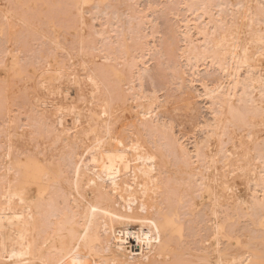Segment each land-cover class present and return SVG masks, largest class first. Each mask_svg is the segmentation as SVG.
<instances>
[{
  "label": "bare ground",
  "instance_id": "6f19581e",
  "mask_svg": "<svg viewBox=\"0 0 264 264\" xmlns=\"http://www.w3.org/2000/svg\"><path fill=\"white\" fill-rule=\"evenodd\" d=\"M141 1L0 0V264H264V0Z\"/></svg>",
  "mask_w": 264,
  "mask_h": 264
},
{
  "label": "rangeland",
  "instance_id": "374dc122",
  "mask_svg": "<svg viewBox=\"0 0 264 264\" xmlns=\"http://www.w3.org/2000/svg\"><path fill=\"white\" fill-rule=\"evenodd\" d=\"M152 1H153V2H154V1L157 2L156 4L159 3V4L161 5V4L163 3V5L167 4L168 6H171V5H169V4H171V2H172V6L175 5V7H176L177 4H174V3H175V2H177V3L179 2V1H175V0H174V1H173V0H170V1L167 0V2H166V0H152ZM158 1H159V2H158ZM141 2H142V1H141ZM141 2H139V3H141ZM144 2H145V0H143V2H142L141 4H143ZM168 2H169V3H168ZM173 2H174V3H173ZM139 3H138V4H139ZM145 3H146V2H145ZM136 4H137V3H136ZM167 5H166L165 7H167ZM141 6H143V5H141ZM144 6H145V5H144ZM158 6H159V5H158ZM172 6H171V7H172ZM159 7H160V6H159ZM173 7H174V6H173ZM58 13H59V15H57ZM62 13H63L62 11H61V12L58 11V12H56V14H55V16L57 15V16H56L57 18H56L55 16H53V17H55L56 19H59V21H60L61 18H58V16H59V17H60V16H63ZM160 13H161V12H160ZM158 15H160V14H158ZM158 15L155 16V19H156L157 22H160V23H161V26H162V25L164 26V27H161V28H163V30H164L165 27H167L166 24L164 25V23H167V20H163V19H162V18L164 17V16H163V13H162V16H163L162 18L160 17L161 15H160V16H158ZM164 18H165V17H164ZM159 19H160V20H159ZM158 20H159V21H158ZM161 20H162L164 23H162ZM123 21H124V20H123ZM165 21H166V22H165ZM125 22H127V21H125ZM168 22H170V21L168 20ZM96 23H97V22H96ZM96 23H95V24H96ZM160 23L158 24L159 26H160ZM171 23L173 24V21H172V20H171V22H170V25H171ZM97 24H98V23H97ZM168 25H169V23H168ZM169 28L172 29L171 26H169ZM34 40H35V38H34ZM34 40H33V39L30 40V41H33V43H31L30 41H29V42L27 41L26 45L28 44L29 46H28V45H27V46L25 45V47H24V50H26L25 48L29 47V48H27V50L25 51V52L27 53V54L25 53V54L27 55V58H24V60H25L24 62H26V61H27V63L30 62V61H28V60H30L28 57L31 58V56H32V58H31V61H32L33 57H34L36 54H38V52L40 51V49L42 50V47H41L40 45H37V44H36V41H34ZM29 43H31V46H30ZM34 46H36V48H37L38 46H39V47L36 49ZM28 49H30V50H31V49H32V50L35 49L34 51H36V52L32 51V53H30L31 51L29 52ZM38 49H39V50H38ZM27 51H28V52H27ZM35 53H36V54H35ZM28 54H31V55H28ZM33 55H34V56H33ZM23 57H24V56H23ZM25 57H26V56H25ZM27 59H28V60H27ZM33 61H34V63H36L37 59H35V57H34ZM33 61H32L31 63H33ZM150 63H151V62H150ZM150 63H149V65L151 66L152 63H151V64H150ZM36 64L38 65V63H36ZM153 72L155 73V71H152V73H153ZM154 73H153V74H154ZM155 74H156V73H155ZM155 74H154V76H155ZM159 74H160V73H157L156 75H158V77H159ZM162 76H163V74H162ZM162 76H160L158 79L155 78L156 76L154 77L155 79H153V81H154V80L157 81V82L154 81V82L156 83L157 86H158L157 83H160L159 81L162 80ZM163 78H164V77H163ZM165 78H166L165 80H162V81H164V83H165L166 80H168L167 77H165ZM158 80H159V81H158ZM162 81H161V83H162ZM154 82H153V83H154ZM167 82H168V81H166L165 85L167 84ZM161 83H160V84H161ZM164 83L161 85V87H160V85H159V87L162 88V87L164 86ZM168 85H170V84H168ZM146 86L148 87L149 85L146 84ZM166 86H167V85H166ZM164 87H165V86H164ZM167 87H168V89H172V88L174 87V85L172 84L170 88H169V86H167ZM162 89H166V88H162ZM28 90H29V91H34V90H35V83H34V82H32V83L28 86ZM161 92H163V91L161 90L159 93H161ZM169 93H172V92L170 91ZM14 109H15V106H14V107H11V108L5 113V117H4V118H6V119L10 118V117L14 114ZM0 110H1V109H0ZM0 114H1V113H0ZM1 117H2V116L0 115V118H1ZM22 117L24 118L23 115H21L20 118H18V119L20 120V122H21V121H24V120H22V119H23ZM19 120H18V121H19ZM127 180H128V179H127ZM127 180H126V181H127ZM142 185H143V186H140V184H139V185L137 184V186L140 187V189H141V190L139 189V191H141V193H142V191H145V188H147V187L144 186V184H142ZM141 187H142V188H141ZM143 188H144V190H143ZM147 190H148V189H147ZM147 190H146V191H147ZM238 190H239V188H238ZM148 191H149V190H148ZM144 193H146V192H144ZM150 193H153V191H152V192L150 191L149 194H150ZM142 194H143V193H142ZM147 195H148V193H147ZM147 195H146V194H145L144 196H143V195H140L139 200H140V199H143V202H144V203L142 202V203H143L142 206L146 205V206H147L146 208H152L151 206H154V207H155V205H153V204H156V206L159 205V204H157V202L155 203L154 200L151 198V197H152L151 194L148 195V196H147ZM141 196H142V197H141ZM150 196H151V197H150ZM147 197H148V198H147ZM149 198H150V200H149ZM151 199L153 200V202H152L153 204L151 203ZM144 200H145V201H144ZM141 201H142V200H141ZM146 201H147V203H146ZM149 201H150V202H149ZM155 201H157V200L155 199ZM148 202H149V203H148ZM151 204H152V205H151ZM148 205H149V206H148ZM150 205H151V206H150ZM144 207H145V206H144ZM154 207H153V209H154ZM143 210H144V209H143ZM143 210H142L143 213L146 211L148 214H151L150 211H149L150 209H149V210H145V211H143ZM151 210H152V209H151ZM146 212H145V213H146ZM145 213H144V215H145ZM146 215H147V214H146ZM145 258H146V257H145ZM145 258H143V259H145ZM147 258H148V256H147ZM143 259H142V261L146 262V259H145V260H143ZM148 259H150V258H148ZM147 262H149V260H148ZM149 263H150V262H149ZM146 264H147V263H146Z\"/></svg>",
  "mask_w": 264,
  "mask_h": 264
}]
</instances>
